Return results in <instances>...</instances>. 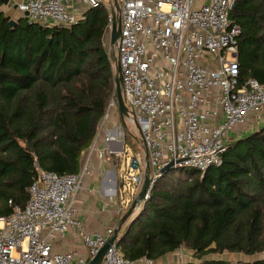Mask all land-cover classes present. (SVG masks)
Returning a JSON list of instances; mask_svg holds the SVG:
<instances>
[{
    "label": "trees",
    "instance_id": "16d2710c",
    "mask_svg": "<svg viewBox=\"0 0 264 264\" xmlns=\"http://www.w3.org/2000/svg\"><path fill=\"white\" fill-rule=\"evenodd\" d=\"M83 16L68 28H42L23 17L9 26L0 11V216L25 204L37 169L78 173L115 98L101 45L105 12L90 9ZM229 20L239 28V79L264 85V0H233ZM120 229L117 247L127 260H156L184 248L196 260L189 264H264V257L200 261L264 252V125L228 143L220 164L203 173L167 170Z\"/></svg>",
    "mask_w": 264,
    "mask_h": 264
},
{
    "label": "built area",
    "instance_id": "2783aa9c",
    "mask_svg": "<svg viewBox=\"0 0 264 264\" xmlns=\"http://www.w3.org/2000/svg\"><path fill=\"white\" fill-rule=\"evenodd\" d=\"M71 1L25 0L17 3L15 10L22 17L26 14L28 23L42 28H68L81 21L85 11L100 9L105 12L102 37L109 38L111 0H75L79 7H73ZM116 2L119 36L112 46L114 58L105 54L111 67L113 62L118 65L127 117L121 123L111 96L78 173L57 175L36 170L26 189L25 204L12 206L7 215L0 216V264H88L96 255L115 227L103 235L84 233L75 218V199L90 173L92 157L102 163L121 159L124 122L135 128L146 151L151 189L164 168L203 173L218 166L232 141L228 138L232 129L256 120L255 114H264V85L239 79V28L229 20L233 0ZM114 77L115 72L113 83ZM109 111L117 119L111 121ZM131 167L135 173L126 178L134 188L132 200L142 184L144 162L132 159ZM120 183L122 186L121 178ZM128 206H120L117 213ZM69 228L81 231L84 256L76 251H54L53 244ZM175 253L182 264L181 248ZM100 264H154V260H127L112 243Z\"/></svg>",
    "mask_w": 264,
    "mask_h": 264
},
{
    "label": "crops",
    "instance_id": "0c3cea01",
    "mask_svg": "<svg viewBox=\"0 0 264 264\" xmlns=\"http://www.w3.org/2000/svg\"><path fill=\"white\" fill-rule=\"evenodd\" d=\"M24 1L7 0L5 6L13 9L17 3ZM74 1L70 2L71 5L79 7ZM84 158L85 153L82 154L80 164L84 162ZM88 166L90 173L84 180L83 190L77 194L75 199V218L80 222L84 233L103 235L106 229L116 227L120 217L126 210L117 213L118 208L121 206L119 195L122 192L119 168L114 164V161L102 163L94 157L90 159ZM128 223L127 221V224L122 227H126ZM53 249L59 253L76 251L84 256L85 249L82 245L81 231L69 228L63 238L53 244ZM189 263H195V261H191L189 253H182V264ZM154 264H179V262L175 251H173L154 260Z\"/></svg>",
    "mask_w": 264,
    "mask_h": 264
},
{
    "label": "rangeland",
    "instance_id": "374dc122",
    "mask_svg": "<svg viewBox=\"0 0 264 264\" xmlns=\"http://www.w3.org/2000/svg\"><path fill=\"white\" fill-rule=\"evenodd\" d=\"M0 11L9 18V20H12L15 22L16 19L22 17L20 13H18L15 8L11 9L9 6H0ZM101 45L105 53H110V57L114 58V51L112 49V46L109 45V38L108 37H102L101 39ZM114 62L112 63V69L114 72ZM109 117L111 118V121H114L117 119L116 115L113 111H109ZM264 114L258 113L255 114L254 117H257L256 120L249 121L248 123L244 124L242 127H234L232 131L228 134V138L231 140L234 139H241L249 134L253 133L254 131L260 129L264 125V117H262ZM99 127V126H98ZM97 127V129H98ZM97 131V130H96ZM124 146L122 151V157L121 159H116L115 165L117 163H120L119 165V177L122 179V192H121V206H125L127 204H130L132 195L134 194V188L132 185L128 182L126 176L131 175L135 173V170L131 167V161L132 159L135 160L136 163H141V160H143V152L140 146V143L138 141V135L136 133L135 128L127 123L124 122V130H123V136H122ZM120 160V161H119ZM148 198V197H147ZM143 204L138 208L135 209L133 212V216H135L142 208ZM128 209V208H127ZM126 211V210H125ZM132 216V217H133ZM126 220L124 224H127ZM123 224V225H124ZM122 225V226H123ZM121 226V227H122ZM189 253L191 261H196L192 256V253L184 248H181V253ZM264 257V252L258 255L253 256H244L242 254H227L223 253L221 255H207L201 258L200 261H203L204 259H223L228 261H251L255 259H261Z\"/></svg>",
    "mask_w": 264,
    "mask_h": 264
},
{
    "label": "water",
    "instance_id": "95a60500",
    "mask_svg": "<svg viewBox=\"0 0 264 264\" xmlns=\"http://www.w3.org/2000/svg\"><path fill=\"white\" fill-rule=\"evenodd\" d=\"M113 4V9H112V15H113V20L111 23L110 27V32H109V45L114 46L116 43V40L119 36V20L116 15L118 7H117V2L116 0H111ZM2 5H5L7 3V0H0ZM233 7V3L231 4V9ZM26 16V14L23 15V18ZM15 23L12 20L8 21L9 26H13ZM114 72H115V77H114V94H115V101L117 105V113L119 120L121 123H123V118L127 117V109L123 104V100L121 97V92H120V79L118 77V72L119 68L118 65L115 62L114 66ZM142 152H143V162H144V171H143V177H142V184L139 189V191L136 193V195L133 197L131 200L128 209H126L125 213L120 217L116 227L114 228L112 235L106 240V242L103 244V246L98 250L96 255L88 262V264H100L101 259L106 252V250L109 248V246L114 243L115 245L118 242V233L120 231L121 226L124 224L126 220L129 219V223L132 222V220L135 218L133 216L134 210L137 208L138 205L144 204L145 202V195L147 192L150 191L149 183H150V176H149V168L147 165V154L144 149V147L141 146ZM168 168V167H167ZM167 168H164L159 171V174L162 175L167 171ZM133 216V217H132ZM127 225V226H128ZM126 226V228H127Z\"/></svg>",
    "mask_w": 264,
    "mask_h": 264
}]
</instances>
